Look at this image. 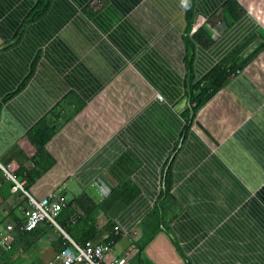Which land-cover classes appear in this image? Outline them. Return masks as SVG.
<instances>
[{
  "label": "crops",
  "instance_id": "1",
  "mask_svg": "<svg viewBox=\"0 0 264 264\" xmlns=\"http://www.w3.org/2000/svg\"><path fill=\"white\" fill-rule=\"evenodd\" d=\"M38 1L0 0V161L22 177L35 166L30 131L80 109L46 145L52 168L20 178L24 189L74 202L55 219L76 243L120 232L109 261L264 264V0H50L32 17ZM190 23L208 39L188 48ZM221 65L229 75L183 137L190 83ZM12 186L0 169V238L29 205ZM12 234L0 264H48L67 239L47 222Z\"/></svg>",
  "mask_w": 264,
  "mask_h": 264
},
{
  "label": "trees",
  "instance_id": "2",
  "mask_svg": "<svg viewBox=\"0 0 264 264\" xmlns=\"http://www.w3.org/2000/svg\"><path fill=\"white\" fill-rule=\"evenodd\" d=\"M50 0H39L38 4L36 5L34 11L32 12V17H37L44 13L47 8L48 2ZM225 11L228 12V15H231L234 18H238L240 15V8L232 1H229L225 5ZM189 32L185 36L186 46L189 48L191 46V39L194 40H204L208 39L206 32L203 28L199 27L197 29L194 28L193 24H189ZM186 65L190 67V58L186 57ZM232 67L227 65L217 66L213 69L210 74L207 76L206 79H202L196 83H190L189 91L187 92V101L189 102V106L183 113V117L185 120V128L183 132V137L187 136L189 131L190 125L195 118L198 110L204 104V102L211 97L218 89L221 88L223 81L226 79L227 75H229V71ZM80 107H77L72 113L74 114ZM62 107L60 109H56L52 113V117L54 119H45L40 124H38L34 129H32L29 133V140L36 148V154L34 156L35 166L29 170L28 172L21 173L23 175L20 177L21 179L24 177L28 180V183L35 182L39 179L46 171H48L55 163V160L52 156L48 153L46 149L47 143L54 137L56 132L59 130L60 126L69 120L73 115H63ZM182 137V139H184ZM169 175V171H168ZM167 186V185H166ZM168 188V186H167ZM167 189L164 192V195H167ZM163 198V197H162ZM161 199V198H160ZM74 207V202L71 204H65L62 210L60 211L59 216H64L68 219L71 216L72 208ZM158 210L162 212V202L161 200L158 202ZM57 219V218H56ZM87 219V218H86ZM58 221L60 222V218L58 217ZM44 223V222H42ZM60 226L68 233L70 232L69 227L64 223L61 222ZM38 228V227H37ZM36 228V229H37ZM35 230V229H34ZM33 230V231H34ZM32 232V231H31ZM29 233V232H27ZM69 234V233H68ZM70 235V234H69ZM71 236V235H70ZM121 237L120 232L112 237L113 243L118 241ZM66 239V238H65ZM75 240V239H74ZM76 241V240H75ZM77 242V241H76ZM109 243V242H108ZM69 244L68 239L64 241L62 250Z\"/></svg>",
  "mask_w": 264,
  "mask_h": 264
},
{
  "label": "built area",
  "instance_id": "3",
  "mask_svg": "<svg viewBox=\"0 0 264 264\" xmlns=\"http://www.w3.org/2000/svg\"><path fill=\"white\" fill-rule=\"evenodd\" d=\"M158 99H162L157 95ZM2 99L0 98V105ZM11 165H4L0 161V169L6 174L8 179L13 182L12 191H21L28 199V209L24 212V221L17 225H9L7 232L0 238V249L9 251L13 246V232L17 229L21 233L31 232L36 229L42 222H47L56 227L68 239L69 244L57 254L53 261L48 264H127L128 252L122 257H114L112 260H107L106 255L114 245L113 242L107 244H96L87 241L83 244L73 241L66 232L58 225L55 216L64 207V199L56 193H49L43 198L37 199L24 189V183L11 170Z\"/></svg>",
  "mask_w": 264,
  "mask_h": 264
},
{
  "label": "clouds",
  "instance_id": "4",
  "mask_svg": "<svg viewBox=\"0 0 264 264\" xmlns=\"http://www.w3.org/2000/svg\"><path fill=\"white\" fill-rule=\"evenodd\" d=\"M181 6L182 7H187L186 0H181ZM257 20L259 21L260 20V17H257Z\"/></svg>",
  "mask_w": 264,
  "mask_h": 264
}]
</instances>
